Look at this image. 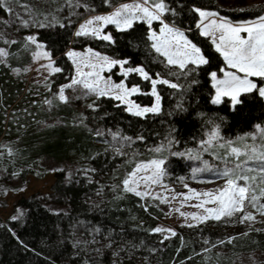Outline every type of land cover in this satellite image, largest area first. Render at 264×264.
Listing matches in <instances>:
<instances>
[{
  "label": "trees",
  "instance_id": "16d2710c",
  "mask_svg": "<svg viewBox=\"0 0 264 264\" xmlns=\"http://www.w3.org/2000/svg\"><path fill=\"white\" fill-rule=\"evenodd\" d=\"M82 1L90 15L109 12L119 3L130 0ZM223 1L165 0L178 13L164 14L165 21L184 30L210 61L199 67L189 65L196 70L186 76L172 75L183 70L168 65L166 58L151 47L152 41L148 37L152 30L159 28L158 23L150 29L147 23L138 21L132 29L124 32L110 27L108 31L115 43L92 36H75L80 18L30 32L37 34V40L46 46L55 60V67L61 69L54 75L52 88L59 89L73 79L74 67L67 51L86 48L116 60H127V67H142L153 79H167L180 87L173 89L157 84L161 111L145 117L129 113L114 98L96 97L95 105L83 111L56 99L51 115L60 123L40 128L44 121L36 118V122L28 126V131L21 134L24 137L21 144L13 148L10 147L13 141L10 137L14 134L5 128L6 113L0 99V170L6 173L5 179L14 176L23 182L31 177L45 179L50 173L43 164L46 158L80 162L74 172L65 169L54 172L55 182L49 194H35L17 201L12 217L20 219L11 217L3 221L0 218V264H58L34 249V245L46 237L43 229L37 226L38 221L52 219V216L40 212L46 205L63 208L65 212L60 215L72 222L94 220L112 225L119 233L135 232L138 241L146 247V252L138 256L136 246L107 242L104 235L93 240L81 238L80 264H183L187 261L192 264H236L245 255H264V222L257 228H247L244 234L236 233L235 239L224 240L218 250L199 253L195 240L212 231L209 224L180 229L175 236L166 239L153 231L165 219V212L142 197L123 190V180L135 166L153 158L166 161L165 171L170 184L187 175L189 164L185 153L198 149L216 126L225 141L251 134L257 125L264 128V97L258 91L243 93L239 105H233L229 98L220 104L212 103L215 88L210 73L221 72L225 62L211 40L200 35L196 28L199 17L192 9L220 13L237 21L264 15V6L229 14L220 9ZM29 47L26 41L13 44L9 49L8 63L0 59V67L6 71L10 67L25 69L31 62ZM117 80L123 78L117 77ZM126 81L129 86L140 88L142 93L134 96L138 104L144 107L154 105L150 81L137 73L130 74ZM255 81L258 87L262 86V79L255 78ZM2 83L7 98L5 104L11 110L16 97L22 96L25 88L15 82L7 86L4 79ZM163 145L169 150L157 154L154 149Z\"/></svg>",
  "mask_w": 264,
  "mask_h": 264
},
{
  "label": "rangeland",
  "instance_id": "374dc122",
  "mask_svg": "<svg viewBox=\"0 0 264 264\" xmlns=\"http://www.w3.org/2000/svg\"><path fill=\"white\" fill-rule=\"evenodd\" d=\"M0 1H1L0 10L2 12L0 13V49H3L7 52L6 56H0L1 61L4 63H8L9 49L13 44L19 41H26L28 45H30L29 48H30L31 62L27 65L25 69L10 67V69L6 71L3 70L2 67H0V99H1V105L4 107L6 113L5 128L10 132V134H14L13 136L10 137L13 138L12 143H10V147L13 148V146L17 147L18 145L21 144V139L24 138L21 134H24V132L28 131V126H30L33 122H36L37 120L36 118H41V120L44 121L43 125L40 128H45L49 125H53L55 124V122L56 124L60 123L53 120L51 112L54 108L53 101L59 99L61 88H64V96L67 98L66 102H69L71 105H74L79 111H83L87 107L94 106L95 98L100 97L95 92H91L88 89H85L83 85H75L71 88L67 87V85L71 84L72 81L67 85L60 87L59 89L52 88L54 75L57 72L54 73L51 68L47 67V65L52 63V68H56L54 65L55 60L52 59L51 57V61H50L48 58H45L42 55L41 56L36 55L37 53L43 51H47V52L49 51L46 48V46L43 43H40L38 40H37V44L44 45L42 49L38 48L36 44H32L28 40V37L32 36L37 39V34L36 33L30 34V32L46 26L62 23L64 20L74 22L75 20L80 18L79 19L80 21L77 23L75 29V33H76L79 30L80 25L84 24L87 20L92 19L98 15L111 14L120 5L124 3H132L134 2V0L121 2L109 12L90 14V15H88L89 9L87 5H85L82 0H0ZM261 6H264V0H224L223 2L220 3V9H222V11L227 12L229 14L246 12L249 10L257 9ZM219 15L221 18H227L233 24L258 21L261 16H264L261 15L259 17H256L255 19L237 21V20H233L229 16L228 17L223 16L220 13ZM163 18H165L164 15L162 16V19ZM155 23L160 24L159 28L156 30V32L159 33V29L162 27L161 22L153 21L152 25H154ZM164 23H168V22L164 21ZM110 27L117 29L115 25H107L104 28V32L111 34V32L108 31ZM180 30L184 31L182 29ZM88 49L90 48H86L81 51L74 49H69L67 51V53L69 51H75L77 53L82 54V56L80 57L70 58L74 67L73 79L83 78L78 76V68H79V71L83 73L99 71L100 76L103 77L105 80H108L110 83H124L128 87H132L127 84L126 80L130 74H133L135 72L129 73L127 76L123 75L124 69L128 68L127 64L124 65L123 69L119 65H116L112 67L110 71L105 65L103 67V70L101 71L99 66V59L91 56V54L88 53ZM93 52L95 53L97 51L93 50ZM100 54L101 56H107L102 53ZM74 59L76 60V63L73 62ZM86 62L96 63L98 66L96 69H93L91 67H85L84 64ZM222 69L226 71H235L234 69L228 68L226 66V63ZM217 75L218 77L223 78V72H219V73L217 72ZM240 75L243 74L241 73ZM117 77H122L123 80L119 81L117 80ZM255 78L256 79H261V78L259 77L251 78L257 84ZM2 79H4L5 84L7 86H12V84L15 82L14 84H18L25 88L24 89V94H26L25 97L24 94L22 96L19 95L16 97L15 105L11 107V110L16 105L17 107L15 108V111L13 110L11 115H9L11 112L10 108L5 104L7 98L5 95V89H3ZM87 79H89V81H92L96 79V77L91 76V77H87ZM259 87H264V80L262 82V86ZM141 93L142 92L140 90V93H137L135 95ZM135 95L130 97V99L134 101L136 104H138L134 99ZM103 97L113 98V94ZM225 98L231 99L230 97H222V102ZM46 101H51V104L47 103ZM60 101L65 102L62 100ZM118 102L121 105L125 106L127 110V105H125L121 101ZM160 111H161V98H160ZM148 114H156V113H147L146 115L140 117H145ZM31 131L34 133L36 132V130H31ZM252 136L256 137L255 141L251 138ZM241 137H244L245 138L244 143H247L249 145L253 143L259 145L260 143V132L258 128L253 133ZM241 137L231 141H238ZM208 139L209 136L207 137L206 141ZM224 142L225 140L222 138L218 142L213 141V144L215 145L216 143H224ZM207 147L208 146L205 144V142H203L198 149L185 153L184 155L185 159L189 164V173L185 176L179 177V179L175 181L173 184H170L168 181V176L165 171L166 161L164 160H163L164 164L162 165V167L165 171V175L163 176L160 184L145 185V183L141 181L138 190L149 191L151 193V195L142 198L145 201H149L152 205L160 208L165 212L166 217L162 221V223L158 226L159 228L173 229L176 233L180 229L189 228L187 226L188 224L195 225L198 223L197 221L192 220L190 216L189 217L181 216L180 214L181 212L183 213L195 212V213L203 214V211L201 209L194 208L191 206L192 204L198 203L199 202L198 199L185 201L183 196H179L177 194L184 193L187 195H192V193L189 191L190 189H195L197 192L202 193L205 191L214 190L217 187L224 184V180L217 175V171L222 170L225 167V165L222 160L217 158L216 155L217 151H219L220 154H223L224 150L209 148V150L205 151L204 148ZM158 148H161V151L156 153L160 155L166 153L169 150V147L167 145H163ZM197 156L199 158H196ZM74 160L71 162L70 161L58 162L53 159L46 158L43 164L48 168L50 173L43 180H38L34 177H31L28 179L27 182H23L17 176L11 177L9 179H5L6 173L0 170V218L3 221H6L7 219L11 218L14 214V206L17 203V201H19L21 198H27L35 194H43V195L49 194L51 191V187L55 182L54 172L56 170H61V169L68 170L69 173L74 172L77 168L80 167L79 164L80 162L77 161L75 162ZM151 160H162V159L153 158ZM204 161L208 162L209 169L194 173V169L204 168ZM148 162L149 161L140 162V163H148ZM249 166L255 167V164L253 162H249ZM149 174L150 172L148 173L141 172L138 173V176L149 175ZM126 178H128V176ZM185 185H187V188L185 187ZM157 195H159L160 197L159 199L153 198ZM173 197L176 198L173 199ZM165 199L167 202H165ZM260 203H264V199H261ZM213 206L214 205H208V207H213ZM246 211L253 212V214L255 215L254 221L250 220L241 223L239 219V214H237L232 218H225L221 221L209 220L206 223H200L199 225L209 224L210 227L212 228V231L209 234L199 237L195 240L196 250L199 253H207V252H212L214 250H218L221 244L220 241L233 238L234 235H236V233L244 234L247 228H257L262 222H264V215H261L259 212L256 211V209L252 208L250 205L246 207ZM40 212L52 216V219L38 221L37 226H40V228L43 229L44 235L46 237L42 241H38L34 245V249H36L41 254H45L51 257V259H53L58 264H80L82 262L80 241L83 240L81 238L93 240L94 238L102 235H104L105 240L110 243H114L117 245H124L127 247L136 246L138 250L137 251L138 256H141L146 252V247L138 241V234L135 232L119 233L112 225L108 223L102 224V222H98L94 220H79L77 222H72L68 218L60 215L65 212L63 208L54 207L51 205H46L45 207H41ZM161 234L167 238L173 236L170 232H162ZM258 263H264L263 254L257 253V254L242 256L238 259V262L236 264H258ZM183 264H192V263L187 261L184 262Z\"/></svg>",
  "mask_w": 264,
  "mask_h": 264
},
{
  "label": "snow or ice",
  "instance_id": "6c2138e0",
  "mask_svg": "<svg viewBox=\"0 0 264 264\" xmlns=\"http://www.w3.org/2000/svg\"><path fill=\"white\" fill-rule=\"evenodd\" d=\"M193 12L198 14L199 23L196 28L200 30V35L211 40L215 51L219 53L226 66L235 71L223 72V78L218 77L217 72H211V80L215 88V97L212 99L213 104L222 102V97H230L233 105L242 103L240 97L243 93H251L254 90L259 92L261 97H264V87H258L254 82L253 77H259L264 80V16H261L258 21L248 23L233 24L227 18H221L219 13L209 12L201 8H193ZM166 13L177 15L175 9H172L165 0H134L132 3H124L117 7L111 14L98 15L87 20L80 25L79 30L75 33L76 36H92L103 41L115 43L110 33H105L104 28L107 25H115L117 30L124 32L133 28L134 23L142 21L148 24L151 29L153 21H160L162 27L159 33L151 31L148 39L152 41L151 47L157 53L166 58L168 65H177L183 70L181 73H172V75H188L196 68H189V65L201 66L209 64V59L206 58L201 48L193 43L179 28L168 23H164L162 16ZM44 26V25H41ZM63 26V25H61ZM32 44H36L38 48H43L44 45L37 44L35 37H28ZM91 56L99 59L100 70L106 65L110 71L112 67L119 65L122 69L128 63L127 60H115L107 56H101L98 52H93L88 49ZM7 52L0 49V56H6ZM44 56L51 61V53L43 51L36 54ZM69 58L82 56L81 53L69 51ZM76 63V60H73ZM85 67L97 68L96 63L86 62ZM52 71L60 72V68H52V63L47 65ZM137 73L144 80L150 81L152 86L151 95L155 97V104L151 107H141L130 99L133 95L140 93L138 86L128 87L124 83H110L100 76L99 71L83 73L79 71L78 76L82 79H73L67 87L71 88L75 85H83L85 89L95 92L98 96L103 97L113 94V98L127 105V111L136 115L144 116L147 113H158L160 111V96L156 91L157 84L168 85L175 89L180 87L176 83H171L167 79H153L142 67H128L124 69L123 75L129 73ZM243 75H240V74ZM95 76L96 79L89 81L87 77ZM148 94V93H145ZM59 99L67 100L64 96V88L60 89ZM51 104V101H46ZM260 132V143L249 145L244 143L245 138L241 137L238 141H225L224 143L213 144V141H220L222 137L219 134V127L209 134V139L205 141L209 148L223 149V154L216 152L217 158L222 160L225 167L217 171V175L224 180V184L211 191L197 192L195 189L189 191L192 195L184 193L177 194L183 196L184 200L198 199L199 202L192 204L194 208L201 209L203 214L199 213H183L181 216L191 217L197 221V224H188V227H197L200 223H206L209 220L221 221L225 218H232L239 214L240 222L254 221L255 215L253 212L246 211V207L250 205L256 209L261 215H264V203H260L264 199V128L257 125ZM98 135L100 133H97ZM115 139V135L113 137ZM254 141L255 136L251 137ZM130 139V138H125ZM171 144V141H169ZM236 145V146H233ZM155 152H160L161 148L154 149ZM183 155V154H177ZM196 158H199L198 156ZM249 162H253L255 167L249 166ZM163 160H151L148 163H140L135 166V170L130 172L128 178L123 180L124 191L134 193L138 197H147L151 195L149 191H139L141 181L145 185L160 184L165 171L162 167ZM231 165V166H229ZM209 169L207 161H204V168L194 169L195 172H201ZM150 172L149 175H140L138 173ZM187 188V185H185ZM159 199V195L153 197ZM176 197H173L175 199ZM165 202L166 199H165ZM208 205H214L208 207ZM23 216V213L20 214ZM13 220L20 219L18 216L12 217ZM156 233L170 232L173 236L176 235L173 229L155 228ZM167 239V237H165ZM235 239V237L230 238ZM207 243V241H206ZM224 243V241H220ZM207 251V249H206Z\"/></svg>",
  "mask_w": 264,
  "mask_h": 264
},
{
  "label": "built area",
  "instance_id": "2783aa9c",
  "mask_svg": "<svg viewBox=\"0 0 264 264\" xmlns=\"http://www.w3.org/2000/svg\"><path fill=\"white\" fill-rule=\"evenodd\" d=\"M163 20H164V18H163ZM165 21V20H164ZM166 22V21H165Z\"/></svg>",
  "mask_w": 264,
  "mask_h": 264
}]
</instances>
